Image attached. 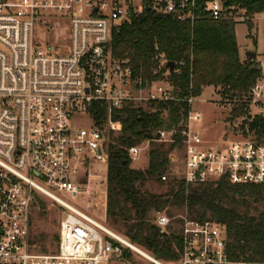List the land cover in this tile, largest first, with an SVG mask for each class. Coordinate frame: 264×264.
Masks as SVG:
<instances>
[{
	"label": "built area",
	"instance_id": "built-area-1",
	"mask_svg": "<svg viewBox=\"0 0 264 264\" xmlns=\"http://www.w3.org/2000/svg\"><path fill=\"white\" fill-rule=\"evenodd\" d=\"M235 10L239 7H228V0H0V264H132L125 252L151 264H169L89 214L95 208L89 189L96 176L88 169L90 159L108 170L110 136H119L123 129L113 119L115 111L137 102L177 101L167 79L147 82L136 75L129 59L114 57L112 42L124 25L147 12L194 27L206 20L248 19L244 10L243 17H236ZM52 16L70 21L67 53L55 54L35 41L36 26H47ZM256 18L264 20V12ZM156 58L170 73L164 56ZM250 96L251 105L264 103V83L257 82ZM197 99L184 100L190 109L182 147L174 151L175 159L174 152L170 154L171 162L182 164L181 177L194 186L223 180L264 186V141L241 137L209 147L194 127L202 120L193 110ZM103 104L107 119L97 124ZM83 117L91 126L77 129ZM175 134L176 130L161 129L155 141L174 143ZM149 148L147 140L127 149V154L134 162ZM36 195L64 214L55 252L37 251L32 243L30 215ZM78 200L86 201V212L73 205ZM176 220L181 222L182 247L171 264H237L229 258L228 236L221 224L187 214L155 216L161 234Z\"/></svg>",
	"mask_w": 264,
	"mask_h": 264
},
{
	"label": "trees",
	"instance_id": "trees-1",
	"mask_svg": "<svg viewBox=\"0 0 264 264\" xmlns=\"http://www.w3.org/2000/svg\"><path fill=\"white\" fill-rule=\"evenodd\" d=\"M228 7H239L233 11L238 18L243 17L240 10L245 11L248 38L256 45L253 18L264 12V0H228ZM237 24L233 19L206 20L192 27L171 16L147 12L124 25L112 42L114 57L129 59L136 75L147 82L167 79L177 99L151 103L150 110L129 104L115 111L113 119L123 129L117 137L111 134L108 144L107 221L132 243L167 263L179 259L181 222L176 220L168 233L161 234L155 216L174 217V210L181 209L191 219L213 220L225 228L233 263H264V186L233 185L226 180L194 186L170 172V154L182 147L183 124L190 109L184 100L200 97L207 87L220 89V97L235 99L228 122L241 119L243 137L264 141V116L250 115V91L262 80L263 70L257 58L248 64L241 59ZM157 54L176 64L173 73L161 65ZM106 110L103 104L97 124L107 119ZM161 129L176 130L175 142L155 141ZM147 140L148 167L133 169L127 149ZM149 183L164 190L153 193L146 188ZM125 257L132 258L129 252Z\"/></svg>",
	"mask_w": 264,
	"mask_h": 264
},
{
	"label": "rangeland",
	"instance_id": "rangeland-1",
	"mask_svg": "<svg viewBox=\"0 0 264 264\" xmlns=\"http://www.w3.org/2000/svg\"><path fill=\"white\" fill-rule=\"evenodd\" d=\"M253 22L255 24L253 35L255 36L254 40L257 41V44L255 45L254 41L248 38V28L244 21H238L236 26L237 41L243 61L246 60V53L249 51L255 52L258 55L256 58L259 60L263 70L261 82L264 83V20L262 18H256ZM70 35V21L61 16H52L47 26L39 24L35 28V41L41 44L46 50L50 47L55 54H64L70 50ZM219 92L220 89H215L214 87L205 88L193 106V110L202 115L201 122L195 124L194 127L196 130L202 131L203 138L209 147L222 145L225 143V139L232 141L243 137L242 120H237L234 123L228 122L229 114L235 105V99L220 97ZM136 106L142 107L144 110H150L149 104L144 102H137ZM250 115L251 117L256 115L264 116V103L256 106L251 105ZM75 126L77 129L89 128L91 126V120L83 117L81 120H78ZM148 164L149 153L143 152L141 157L132 163V168L143 170L148 167ZM89 165L88 169L96 175L92 178L89 189L93 195V205L95 208L89 214L98 222L102 224L107 223L109 228L117 234L124 236L123 232L111 226L107 221L105 207L107 168L96 163L93 159H90ZM170 172L177 176L181 175L182 164L180 160L171 162ZM146 188L153 193H161L164 190L163 187L154 183L147 184ZM73 205L86 212V201L80 202L78 200ZM55 206L52 201L39 195H36L33 200L30 215L31 235L32 243L37 251L50 253L55 252L57 249L62 209L57 205ZM173 213L176 218L186 214L184 209L174 210ZM61 215L64 216L63 213ZM129 261L132 264H151L136 254H132V258Z\"/></svg>",
	"mask_w": 264,
	"mask_h": 264
},
{
	"label": "water",
	"instance_id": "water-1",
	"mask_svg": "<svg viewBox=\"0 0 264 264\" xmlns=\"http://www.w3.org/2000/svg\"><path fill=\"white\" fill-rule=\"evenodd\" d=\"M257 54L255 52L249 51L246 53V60L245 64H248L252 60L256 59ZM176 64L174 62H169L167 64V68L169 69L170 73L174 72ZM177 157V152H174V154L171 155V158L175 159Z\"/></svg>",
	"mask_w": 264,
	"mask_h": 264
},
{
	"label": "crops",
	"instance_id": "crops-1",
	"mask_svg": "<svg viewBox=\"0 0 264 264\" xmlns=\"http://www.w3.org/2000/svg\"><path fill=\"white\" fill-rule=\"evenodd\" d=\"M240 53H241V51H240ZM257 57H258V55H257ZM259 61V60H258ZM105 206H106V194H105Z\"/></svg>",
	"mask_w": 264,
	"mask_h": 264
}]
</instances>
